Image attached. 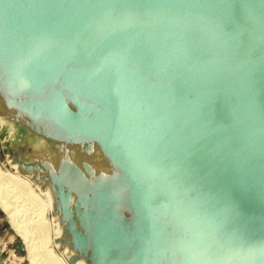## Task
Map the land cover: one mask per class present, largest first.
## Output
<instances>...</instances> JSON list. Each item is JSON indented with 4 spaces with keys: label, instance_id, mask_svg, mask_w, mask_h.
I'll use <instances>...</instances> for the list:
<instances>
[{
    "label": "water",
    "instance_id": "95a60500",
    "mask_svg": "<svg viewBox=\"0 0 264 264\" xmlns=\"http://www.w3.org/2000/svg\"><path fill=\"white\" fill-rule=\"evenodd\" d=\"M0 125L69 264H264V0H0Z\"/></svg>",
    "mask_w": 264,
    "mask_h": 264
},
{
    "label": "bare ground",
    "instance_id": "6f19581e",
    "mask_svg": "<svg viewBox=\"0 0 264 264\" xmlns=\"http://www.w3.org/2000/svg\"><path fill=\"white\" fill-rule=\"evenodd\" d=\"M8 167L0 164V208L7 213L13 228L21 237L19 242L26 246L27 258L31 264H69L55 243L61 231L51 214V196L41 191L32 180ZM28 204L32 205L30 210H33L31 222L22 217L23 213H30ZM6 247L7 243L0 238V253L5 254L3 262L6 261L3 263L0 257V264H21L24 261L25 257H17L12 251L9 255L2 253Z\"/></svg>",
    "mask_w": 264,
    "mask_h": 264
},
{
    "label": "rangeland",
    "instance_id": "374dc122",
    "mask_svg": "<svg viewBox=\"0 0 264 264\" xmlns=\"http://www.w3.org/2000/svg\"><path fill=\"white\" fill-rule=\"evenodd\" d=\"M3 132H2V128L0 125V164H5L8 168H11L4 153H3V148H2V136ZM12 169V168H11ZM29 206V210L31 209V204L27 205V207ZM30 213H28L27 215H25L23 212L22 217L24 219H29V221L31 222V216L33 215V210L29 211ZM30 217V218H29ZM15 237V239H14ZM0 238L4 239V241L7 243L8 247H6L5 252L2 253H6L9 255V253L12 251L13 254L17 255V257H25L24 261L21 264H31V260L27 258L28 252L26 249V246L24 245V251L22 253L19 252L16 244L19 242V239L21 240V237L19 236V234L17 233V231H15V229L12 226V223L10 221V218L8 217L7 213H5L1 208H0ZM7 259V257H6ZM13 259V257H12ZM12 259H10V262L12 261ZM6 262V261H5ZM3 262V263H5ZM11 264V263H10ZM15 264H20L19 262H15Z\"/></svg>",
    "mask_w": 264,
    "mask_h": 264
}]
</instances>
